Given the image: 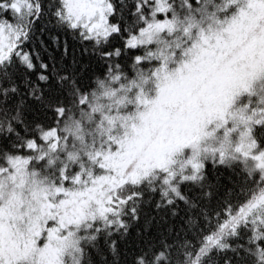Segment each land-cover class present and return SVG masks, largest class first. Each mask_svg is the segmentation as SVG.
I'll return each instance as SVG.
<instances>
[{"label":"snow or ice","instance_id":"6c2138e0","mask_svg":"<svg viewBox=\"0 0 264 264\" xmlns=\"http://www.w3.org/2000/svg\"><path fill=\"white\" fill-rule=\"evenodd\" d=\"M0 264H264V0H0Z\"/></svg>","mask_w":264,"mask_h":264}]
</instances>
